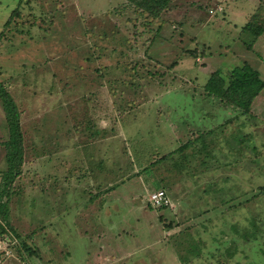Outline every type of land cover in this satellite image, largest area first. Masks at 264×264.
Wrapping results in <instances>:
<instances>
[{"label": "rangeland", "instance_id": "374dc122", "mask_svg": "<svg viewBox=\"0 0 264 264\" xmlns=\"http://www.w3.org/2000/svg\"><path fill=\"white\" fill-rule=\"evenodd\" d=\"M21 1L0 0V81L24 158L2 182L0 105V192L5 233L36 253L0 264H264V88L244 115L203 90L244 62L264 79V32L241 35L264 25V0H171L152 23L128 0ZM201 130L209 170L160 158ZM159 189L168 205L152 207ZM250 220L257 239L243 242Z\"/></svg>", "mask_w": 264, "mask_h": 264}, {"label": "trees", "instance_id": "16d2710c", "mask_svg": "<svg viewBox=\"0 0 264 264\" xmlns=\"http://www.w3.org/2000/svg\"><path fill=\"white\" fill-rule=\"evenodd\" d=\"M171 0H128L130 6L134 11L138 13L140 17L148 20L149 23L159 22V16L162 12L168 9L169 3ZM19 0L18 4H21ZM19 11L13 10L10 13L8 20L4 22L5 26L10 25V20L14 16H17ZM263 23H259L254 19L246 21V23L241 28V35L250 37L252 40H255L264 32ZM1 34V33H0ZM173 64V63H172ZM158 72V71H156ZM148 75L153 77V71H148ZM264 88V79L261 77L257 68H255L249 62H244L239 66H235L231 69L228 79L226 80L223 76L220 75L218 71L211 72L209 78L203 86V90L206 95L214 97L218 100L219 104L227 105L231 104L235 108L240 110V114H250V107L253 103V100L261 93V90ZM0 105L4 114V121L7 128V138L3 141V146L5 150L4 154V163L5 168L1 171L2 182L11 181L14 177L20 174L22 164H23V135L20 124V111L14 99L10 95L9 91L5 88L4 84L0 81ZM233 117H228L225 120L227 125L229 122H232ZM223 122L220 123L219 127H224ZM212 130H201L197 131L196 139L194 137L188 138L187 141L181 143L176 149L166 153L160 158L163 157H173V154L177 152L180 154L182 163L177 162L179 167L177 173L181 175L186 172V168L189 166L193 170L206 171L211 168V165L205 164L204 161H197L199 152L202 151L209 156V148L213 145H209L210 141H206L202 138H205L206 135ZM206 141V144L196 148L199 145H196V141L199 139ZM187 149L189 150L187 153ZM191 164V165H190ZM194 171L189 172L188 175L193 177L195 174ZM167 186H165L166 188ZM259 191L264 192V185L258 188ZM3 191L0 192V236L5 234L6 223L4 219L6 218L5 204L2 202ZM151 206V204L149 203ZM168 204L159 206H167ZM153 207V206H152ZM4 218V219H3ZM249 224L254 230L244 231L241 236L243 242L256 240L257 235H255V229L257 225L254 220H250ZM17 236V235H16ZM18 237V236H17ZM238 240V239H237ZM19 246L16 245L12 247V252L18 254L21 251V248L27 252L29 255L36 253L31 247H29L24 241L18 240ZM232 241H236L234 238ZM264 255V251L261 252ZM213 254V253H211ZM180 259V258H179ZM262 264V263H261Z\"/></svg>", "mask_w": 264, "mask_h": 264}, {"label": "built area", "instance_id": "2783aa9c", "mask_svg": "<svg viewBox=\"0 0 264 264\" xmlns=\"http://www.w3.org/2000/svg\"><path fill=\"white\" fill-rule=\"evenodd\" d=\"M149 202L153 207H159L168 204L169 199L164 190H154L149 195ZM18 244V240L13 236H9L6 233L0 236V260L3 257H9L13 254L12 247Z\"/></svg>", "mask_w": 264, "mask_h": 264}, {"label": "crops", "instance_id": "0c3cea01", "mask_svg": "<svg viewBox=\"0 0 264 264\" xmlns=\"http://www.w3.org/2000/svg\"><path fill=\"white\" fill-rule=\"evenodd\" d=\"M247 17H248V15H247ZM260 97L263 98L261 93L256 98H260Z\"/></svg>", "mask_w": 264, "mask_h": 264}]
</instances>
